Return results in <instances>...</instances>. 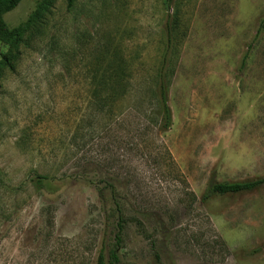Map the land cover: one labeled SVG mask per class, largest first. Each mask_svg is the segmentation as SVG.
I'll return each instance as SVG.
<instances>
[{
	"label": "rangeland",
	"instance_id": "obj_1",
	"mask_svg": "<svg viewBox=\"0 0 264 264\" xmlns=\"http://www.w3.org/2000/svg\"><path fill=\"white\" fill-rule=\"evenodd\" d=\"M38 1L4 14L8 28ZM175 2L56 0L19 42H0V264L93 263L108 233L95 189L72 181L45 198L31 183L82 170L114 183L141 222L121 264H264V248L251 253L264 245V187L200 201L211 182L264 177V0ZM172 14L160 133L152 93ZM90 54L132 72L114 116L89 107Z\"/></svg>",
	"mask_w": 264,
	"mask_h": 264
},
{
	"label": "trees",
	"instance_id": "obj_2",
	"mask_svg": "<svg viewBox=\"0 0 264 264\" xmlns=\"http://www.w3.org/2000/svg\"><path fill=\"white\" fill-rule=\"evenodd\" d=\"M21 1L22 0H0V42L7 44H16L19 42L21 35L24 34L31 25H35L37 22L44 19L46 14H49L56 0H39L35 10L26 23L22 27L11 30L6 25L3 16L7 12L13 10ZM175 1L176 0H163V3L169 10L171 4L176 3ZM74 4L75 0H67V10L70 11ZM179 25L180 21L177 16L172 14L168 21L166 39L164 41L165 49L161 54L160 66L155 74L154 91L152 94L157 110V113H155L157 130L160 133L169 130L172 124L171 110L168 104L169 81L167 79L170 71L165 72L164 69L170 67L168 54L171 53L174 47ZM262 29H264V21L261 23V29H258L257 37ZM89 59H92V64H95L92 70L87 71L90 77V84L88 85V95L90 98L88 102L89 107L107 117L114 116L115 109H117V101L129 96L134 90L132 82L127 80V76L132 75V72L127 65H125V68L122 67L123 69L114 68L110 65L106 68L99 69V57L97 55L93 57L92 54H90ZM246 59L247 55L243 57V66L246 65ZM3 62L8 65L5 58ZM166 154L168 159H170V155L168 153ZM72 181L79 182L85 186H92L98 194L101 209L105 214L108 233L101 240L100 245L96 249L92 264H121L122 258L120 253L126 228L128 225L134 223L138 228L142 229V225L136 217L126 215L124 212L125 207L122 195L114 183L105 178L89 177L84 173V170L61 176L34 172L31 177V183L35 191L45 198H52L58 195L61 190ZM0 184L1 186H5L1 180ZM261 187H264V177L233 182H211L201 196L200 201L204 203L213 195L248 193ZM193 199H195V196ZM263 248L264 245L253 249L251 253H258L262 251ZM157 264H160L159 261Z\"/></svg>",
	"mask_w": 264,
	"mask_h": 264
}]
</instances>
